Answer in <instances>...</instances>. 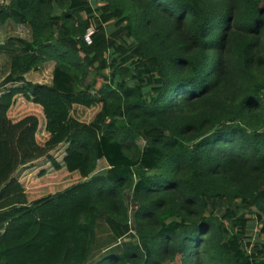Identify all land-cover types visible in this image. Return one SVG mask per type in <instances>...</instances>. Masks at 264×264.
Returning <instances> with one entry per match:
<instances>
[{
    "label": "trees",
    "instance_id": "16d2710c",
    "mask_svg": "<svg viewBox=\"0 0 264 264\" xmlns=\"http://www.w3.org/2000/svg\"><path fill=\"white\" fill-rule=\"evenodd\" d=\"M100 1L0 0L25 29L0 40V227H22L0 264H264V0ZM20 91L98 105L96 135L63 116L38 143L36 114H7ZM63 136L83 178L29 204L15 172ZM241 209L261 221L250 248Z\"/></svg>",
    "mask_w": 264,
    "mask_h": 264
},
{
    "label": "rangeland",
    "instance_id": "374dc122",
    "mask_svg": "<svg viewBox=\"0 0 264 264\" xmlns=\"http://www.w3.org/2000/svg\"><path fill=\"white\" fill-rule=\"evenodd\" d=\"M92 5L97 6L101 4L100 0H89ZM25 32L24 28H20L18 24L11 20L6 21L5 24L0 25V40L8 35H23ZM1 57V56H0ZM52 62H47L39 70V73H33L34 77L31 80L38 83H48L51 74ZM1 70V69H0ZM0 71V77L2 76ZM107 74V71L104 72ZM29 75V73L27 74ZM26 75V79L28 76ZM107 79H101L100 77L95 78L94 87L97 88L101 83H106ZM112 84V81H108ZM107 83V84H108ZM129 83V82H127ZM20 96H12L10 98L9 105L7 106V114L11 119H16L25 114H36L39 120L38 130L36 132V140L38 143L43 144L45 140L50 138V142L53 138V133L47 130V121H50L56 117L65 116L66 122L71 124L77 123L79 129L76 131L75 127L72 131L87 132L92 135H96L97 127L91 122L94 113L98 110V105H92L85 102L84 99L78 98L75 100V96L71 98H61L60 105L58 108L51 107L50 109H44L42 103L38 98H30L24 91H20ZM58 118V119H59ZM143 139L138 138L137 144L142 145ZM55 145V144H54ZM53 145V146H54ZM83 162L79 158L76 146L73 142L66 140L63 136L62 140L50 150L45 156L39 158L29 165L23 168H18L15 172V176L22 184L25 193L27 194V200L32 204L33 201L38 200L48 194L55 191H59L64 187L73 184L83 178L82 176ZM105 168L103 161H98L95 172H100ZM87 177L84 178V180ZM47 210V206L44 207ZM131 210V208H129ZM8 212L6 215H8ZM239 215L245 219L243 241L248 243L247 247L253 246L254 243L261 241V221H259L254 214L247 212L244 209L239 211ZM21 228H15L11 224H5L0 227V241L7 239L8 233L17 232ZM97 240L101 241L106 236V230L103 226L98 225L97 228ZM106 249L105 246H100V252ZM99 252V250L97 251ZM99 254V253H98ZM98 256V255H97ZM96 256V258H97ZM164 264H178L175 259L169 263Z\"/></svg>",
    "mask_w": 264,
    "mask_h": 264
},
{
    "label": "built area",
    "instance_id": "2783aa9c",
    "mask_svg": "<svg viewBox=\"0 0 264 264\" xmlns=\"http://www.w3.org/2000/svg\"><path fill=\"white\" fill-rule=\"evenodd\" d=\"M91 33V29L88 28L86 29L85 33L83 34V40L86 42V43H89V35Z\"/></svg>",
    "mask_w": 264,
    "mask_h": 264
},
{
    "label": "crops",
    "instance_id": "0c3cea01",
    "mask_svg": "<svg viewBox=\"0 0 264 264\" xmlns=\"http://www.w3.org/2000/svg\"><path fill=\"white\" fill-rule=\"evenodd\" d=\"M6 23V21L3 23V24H5ZM3 24H1V25H3ZM20 28H23V26H21V25H18ZM24 34H25V32H24ZM23 34V35H24ZM9 36V35H8ZM20 36H22V35H20ZM5 38V37H4Z\"/></svg>",
    "mask_w": 264,
    "mask_h": 264
}]
</instances>
